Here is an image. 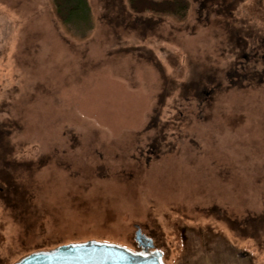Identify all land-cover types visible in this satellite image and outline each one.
<instances>
[{"label":"rangeland","instance_id":"obj_1","mask_svg":"<svg viewBox=\"0 0 264 264\" xmlns=\"http://www.w3.org/2000/svg\"><path fill=\"white\" fill-rule=\"evenodd\" d=\"M187 1L88 0L82 40L0 0V264L139 229L164 264H264V0Z\"/></svg>","mask_w":264,"mask_h":264},{"label":"water","instance_id":"obj_2","mask_svg":"<svg viewBox=\"0 0 264 264\" xmlns=\"http://www.w3.org/2000/svg\"><path fill=\"white\" fill-rule=\"evenodd\" d=\"M135 240L147 253L95 240L33 252L15 264H164L162 252L139 229Z\"/></svg>","mask_w":264,"mask_h":264},{"label":"trees","instance_id":"obj_3","mask_svg":"<svg viewBox=\"0 0 264 264\" xmlns=\"http://www.w3.org/2000/svg\"><path fill=\"white\" fill-rule=\"evenodd\" d=\"M129 5L130 9L137 14L169 15L178 21L186 19L189 9V2L187 0H129ZM52 6L57 19L65 31L74 38L83 40L92 32L94 28L93 17L88 0H52ZM261 45L263 46L262 43ZM257 53L258 55L255 57L259 58L261 52L258 51ZM245 58L246 56H244ZM256 73L259 74V72ZM235 74H238L236 70L229 72V76L231 77L235 76ZM253 77H257L256 74ZM260 77L262 76L260 75ZM157 112L158 110L155 111L149 128L156 125L158 121Z\"/></svg>","mask_w":264,"mask_h":264},{"label":"flooded vegetation","instance_id":"obj_4","mask_svg":"<svg viewBox=\"0 0 264 264\" xmlns=\"http://www.w3.org/2000/svg\"><path fill=\"white\" fill-rule=\"evenodd\" d=\"M139 248H140V252H142V253H147L148 251H150L149 249H146L144 247L139 246Z\"/></svg>","mask_w":264,"mask_h":264},{"label":"crops","instance_id":"obj_5","mask_svg":"<svg viewBox=\"0 0 264 264\" xmlns=\"http://www.w3.org/2000/svg\"><path fill=\"white\" fill-rule=\"evenodd\" d=\"M0 35H1V32H0Z\"/></svg>","mask_w":264,"mask_h":264}]
</instances>
